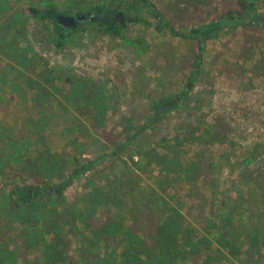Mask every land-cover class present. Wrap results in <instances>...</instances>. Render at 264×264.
Returning a JSON list of instances; mask_svg holds the SVG:
<instances>
[{"label": "trees", "instance_id": "obj_1", "mask_svg": "<svg viewBox=\"0 0 264 264\" xmlns=\"http://www.w3.org/2000/svg\"><path fill=\"white\" fill-rule=\"evenodd\" d=\"M261 1L259 5L264 8V0ZM75 5L78 14L104 9L103 23L80 24L74 30L63 31L55 16H70V11H58L53 6L42 11L31 6L25 12L50 25L47 28L50 39L59 50L63 40L89 29L101 36L121 38L124 27L132 22L130 12L146 8L147 15L158 20L152 25L156 33L164 36L168 31L173 37L197 42L198 53L188 56L192 77L199 70L207 42L226 34L232 24L236 27L229 12L200 28L176 33L163 23L150 0H76ZM3 10L1 4L0 14H4ZM111 10L113 16L109 18L107 12ZM249 10L250 6L240 4L238 26L247 27L258 21L259 15ZM8 18L11 21V16ZM133 43L142 45L143 41L136 39ZM31 70L40 77L37 67ZM9 71L6 63L0 66V92L12 91L13 85L22 87V95H15L20 107L28 111L30 104L37 118L42 117L40 122L43 121V109L34 98L28 102L22 98L36 90L28 85L30 79ZM187 92L185 86L175 98L178 103L183 102ZM172 100L160 98L151 109L161 114L171 112L177 106L168 110L163 107ZM224 119L193 122L135 155L118 158L156 121L155 116L150 117L102 157L85 163L73 158L74 169L56 185L28 174H35L30 167L33 162L39 164L44 152L37 141L49 130L37 128L27 118H21V125L27 129L16 127L21 129L18 131L0 121V264H208L210 251L219 253L216 260L221 258L233 264L234 259L262 250L264 140L241 148L236 125H223ZM61 135L65 136V132ZM217 145L220 149H216ZM232 157L239 180L230 179L224 186L213 176ZM107 159L115 160L111 169L118 167L119 171L112 173L109 180L101 179L99 185L87 180L90 186L86 185L87 191L68 201L71 186L82 175L97 172ZM82 184L83 188L85 181ZM117 199L121 202L118 208L114 207ZM172 201L179 211V205L196 211L195 220L203 216L205 206L208 216L199 218L201 221L196 224L184 225L185 220ZM212 241L216 244L214 250ZM204 253L205 257L199 260Z\"/></svg>", "mask_w": 264, "mask_h": 264}, {"label": "rangeland", "instance_id": "obj_2", "mask_svg": "<svg viewBox=\"0 0 264 264\" xmlns=\"http://www.w3.org/2000/svg\"><path fill=\"white\" fill-rule=\"evenodd\" d=\"M0 2L5 9L4 14H0V66L6 63L10 74L29 78L28 85L36 90L22 98L24 102L34 98L43 109L40 122L42 117L37 118L30 104H27L28 111L20 107L15 95H22L23 89L13 85L11 89L15 92H0V121L7 127L26 130L21 118H27L37 128L49 130L36 140L42 144L44 152L38 165L32 163L30 170L35 174L29 172V177L38 175L56 185L74 169V159L85 163L109 153L116 143L124 141V136L134 134L148 118L155 116L151 108L158 99H175L185 86L188 92L183 102H177L174 105L177 108L171 112L155 116L156 121L118 158H128L193 122L210 121L214 117H225L223 125H236L241 148L264 140V8L259 5L261 0H150L163 23L176 33L200 28L232 12L236 27L232 24L226 34L207 42L201 65L193 77L188 56L198 53L197 42L173 37L168 31L164 36L156 33L152 25L158 20L149 17L146 8L130 12L132 22L124 27L121 38L101 36L89 29L69 36L57 50L47 30L50 25L34 20L25 10L33 6L46 11L48 6H53L58 11L68 10L70 16H74L76 0ZM240 4L250 6L249 12L258 14V21L247 27L238 26ZM136 39H141L142 45L134 44ZM33 66L37 67L40 77L33 74ZM61 132H65V136ZM216 149L220 147L217 145ZM112 162L116 161L107 159L97 172L82 175L68 190V201L87 191V180L97 185L101 179L109 180L112 173L119 171L118 167L111 169ZM234 162L235 157H232L229 164L223 163L213 179H219L223 185L230 179L239 180ZM171 203L173 205V201ZM120 205L117 199L114 207ZM173 206L177 209V205ZM183 207L179 205L180 211L177 210L185 220L184 225L196 224L209 213L205 206L203 216L195 220L196 211ZM212 245L214 250V241ZM212 252L208 264H228L225 259L216 260L219 253ZM205 255L201 254L199 260ZM233 264H264V248L234 259Z\"/></svg>", "mask_w": 264, "mask_h": 264}, {"label": "water", "instance_id": "obj_3", "mask_svg": "<svg viewBox=\"0 0 264 264\" xmlns=\"http://www.w3.org/2000/svg\"><path fill=\"white\" fill-rule=\"evenodd\" d=\"M85 18L86 17L84 14L76 16H56L55 21L63 28L74 30L75 28H77L78 25L83 24L85 22ZM177 102V99H173L168 104H166L163 109L168 110L172 106L176 105ZM158 114H160V111H157L155 113V116H157Z\"/></svg>", "mask_w": 264, "mask_h": 264}, {"label": "flooded vegetation", "instance_id": "obj_4", "mask_svg": "<svg viewBox=\"0 0 264 264\" xmlns=\"http://www.w3.org/2000/svg\"><path fill=\"white\" fill-rule=\"evenodd\" d=\"M104 13H105L104 9L98 10L97 12L95 11V12H91V13H84L86 18H85V22L83 24H86V23H91V24L103 23V19L105 16ZM76 15H81V14L75 13L74 16H76ZM107 15L109 16V18L112 17L113 11L111 10V11L107 12ZM61 30L67 31L66 28H63V27L61 28Z\"/></svg>", "mask_w": 264, "mask_h": 264}]
</instances>
